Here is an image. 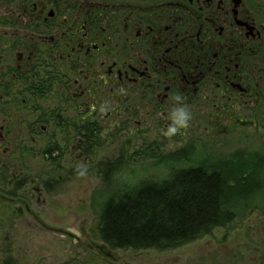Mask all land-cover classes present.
<instances>
[{"label":"rangeland","instance_id":"rangeland-1","mask_svg":"<svg viewBox=\"0 0 264 264\" xmlns=\"http://www.w3.org/2000/svg\"><path fill=\"white\" fill-rule=\"evenodd\" d=\"M17 18L19 31L16 20L4 26L0 21V54L13 65L20 51H35L39 59L8 77L11 94L20 90L19 97L0 101V264L9 255L21 264H264L260 211L165 251L113 249L97 230L99 205L114 190L163 180L211 154L263 149L264 88L263 98L243 106L222 98L185 103L189 125L169 136V113L144 114L140 95L133 99L121 84L114 98L106 71L98 78L85 70L79 79L90 75L96 97L74 99L79 68L62 40L68 26L41 23L35 33L24 15ZM51 30L54 45L44 37ZM31 71L37 79H51L48 93L30 92ZM114 161L119 168L105 185L101 171Z\"/></svg>","mask_w":264,"mask_h":264},{"label":"flooded vegetation","instance_id":"flooded-vegetation-1","mask_svg":"<svg viewBox=\"0 0 264 264\" xmlns=\"http://www.w3.org/2000/svg\"><path fill=\"white\" fill-rule=\"evenodd\" d=\"M88 4L94 6L93 13H87L86 0L71 6L68 0H0L3 26L14 19L19 31L17 16L22 15L35 33L41 23L68 26L62 40H68V59L79 68L74 99L96 97L87 83L90 75L79 79L85 70L98 78L106 71L114 98L118 84L133 99L140 95L144 114H170L177 94L184 97L183 103L222 98L233 106L263 98L264 0H90ZM48 36L54 45L52 30L44 35ZM38 59L35 51H20L13 65L0 54V101L19 97L20 90L11 94L8 77L16 78L19 69ZM36 77L37 72L31 71L26 84L30 92L48 93L51 79Z\"/></svg>","mask_w":264,"mask_h":264},{"label":"trees","instance_id":"trees-1","mask_svg":"<svg viewBox=\"0 0 264 264\" xmlns=\"http://www.w3.org/2000/svg\"><path fill=\"white\" fill-rule=\"evenodd\" d=\"M118 168V161L105 164L101 171L105 185ZM256 211L264 214V148H240L174 169L163 180L112 191L99 205L97 230L113 249L165 251ZM2 264L21 263L9 255ZM62 264L82 263L70 260Z\"/></svg>","mask_w":264,"mask_h":264},{"label":"clouds","instance_id":"clouds-1","mask_svg":"<svg viewBox=\"0 0 264 264\" xmlns=\"http://www.w3.org/2000/svg\"><path fill=\"white\" fill-rule=\"evenodd\" d=\"M174 100L178 103L169 114L171 123L168 125V128L165 132V134L169 136L180 132L181 129H186L191 119L190 109L185 103H183L184 97L182 95L177 94L174 97Z\"/></svg>","mask_w":264,"mask_h":264}]
</instances>
